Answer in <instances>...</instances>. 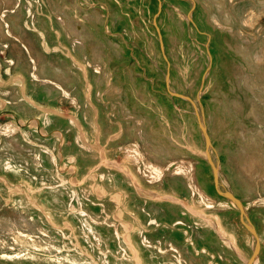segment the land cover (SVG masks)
<instances>
[{
  "label": "rangeland",
  "instance_id": "374dc122",
  "mask_svg": "<svg viewBox=\"0 0 264 264\" xmlns=\"http://www.w3.org/2000/svg\"><path fill=\"white\" fill-rule=\"evenodd\" d=\"M160 1L0 0V264H246L155 16L264 264V0Z\"/></svg>",
  "mask_w": 264,
  "mask_h": 264
},
{
  "label": "water",
  "instance_id": "95a60500",
  "mask_svg": "<svg viewBox=\"0 0 264 264\" xmlns=\"http://www.w3.org/2000/svg\"><path fill=\"white\" fill-rule=\"evenodd\" d=\"M160 9H161V1L158 0V12L160 11ZM153 25L157 31L161 52H162L163 57L167 63V71H166V75H165V86H166L167 93L171 96H174V97L183 98V99L187 100L192 105L193 110H194V114H195V117L197 120L198 128H199V130L202 134V137H203L205 158H206V160H207V162L211 168L214 188H215L216 193L218 195L229 200L232 204L235 205V207L239 211L240 222L248 230V232L253 236L254 245L252 247V253H251L249 259H247L246 264H254L255 260L259 256V251H260L259 236L256 232V229H255L253 223L251 222V220L248 216V213L246 211V207L243 204L242 200L239 197H237L231 190L225 188V186L219 180V162H218V160H213V157L211 155V151L215 152V149L212 146L211 138H210L208 130H207L204 110L202 107L199 110V106L197 105V102H199L198 97H196V101H197L196 102L189 95L177 93V92L170 90V88H169V70H170L169 65L170 64H169L167 57L163 51V43H162V39H161L160 30H159V27L157 25L156 16L153 18Z\"/></svg>",
  "mask_w": 264,
  "mask_h": 264
},
{
  "label": "bare ground",
  "instance_id": "6f19581e",
  "mask_svg": "<svg viewBox=\"0 0 264 264\" xmlns=\"http://www.w3.org/2000/svg\"><path fill=\"white\" fill-rule=\"evenodd\" d=\"M218 2V1H217ZM218 6H219V4H217ZM93 12H95V10L93 11ZM95 14H96V12H95ZM87 16H88V14H87ZM93 16V15H92ZM94 17V16H93ZM88 19V18H87ZM80 26V25H79ZM81 28H83V27H81ZM81 28H79V29H81ZM71 33L76 37V39L80 42V43H82V44H86V43H84V35L82 36L81 35V33L76 29V28H72L71 27ZM84 34V33H83ZM87 40V39H86ZM94 42V41H93ZM88 43V42H87ZM92 45V44H91ZM95 47V46H94ZM94 49V48H93ZM95 52V54H96V56H97V58H99V55L97 54V52L96 51H94ZM93 59H94V57H93ZM55 66V65H54ZM43 67V66H42ZM58 70V69H57ZM65 69H63V71H64ZM54 71V70H53ZM59 72V71H58ZM60 73V72H59ZM62 73V72H61ZM55 74V73H54ZM59 77V76H58ZM69 77H67V79H68ZM63 79H61V81H62ZM65 80V79H64ZM63 82V81H62ZM156 152V151H155ZM255 227V226H254ZM257 232V231H256ZM260 242V241H259Z\"/></svg>",
  "mask_w": 264,
  "mask_h": 264
},
{
  "label": "crops",
  "instance_id": "0c3cea01",
  "mask_svg": "<svg viewBox=\"0 0 264 264\" xmlns=\"http://www.w3.org/2000/svg\"><path fill=\"white\" fill-rule=\"evenodd\" d=\"M99 18H100V17H99ZM109 46H110V45H109V43H108V49H110V47H109ZM101 50H102V51H103V53H104V50H103L102 48H101ZM104 54H105V53H104ZM104 54H103V55H104ZM71 85H72V84H71ZM122 126H123V129H121V130H122V131H124V128H125L127 125H126V126H125V125H122Z\"/></svg>",
  "mask_w": 264,
  "mask_h": 264
}]
</instances>
